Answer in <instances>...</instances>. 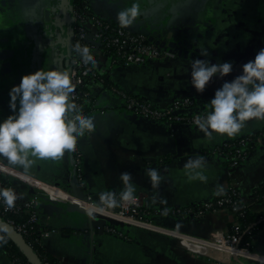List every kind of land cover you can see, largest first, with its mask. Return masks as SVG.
<instances>
[{
    "label": "crops",
    "instance_id": "0c3cea01",
    "mask_svg": "<svg viewBox=\"0 0 264 264\" xmlns=\"http://www.w3.org/2000/svg\"><path fill=\"white\" fill-rule=\"evenodd\" d=\"M92 2L98 12L115 19L121 8L136 2L140 10H147L145 20L157 24L169 39H195L203 34L199 45L208 49L207 57L201 52L186 58L178 52L164 51L162 57L150 63L118 65L109 72L118 87L141 94L158 107L190 97L194 104L178 109L181 114L210 111L208 101L215 89L240 74L242 65L264 48V0H91V6ZM68 9L69 0H0V51H6L0 58V119L12 111L9 89L20 82L23 74L38 68L63 73L66 65L62 38L68 31ZM195 58L212 63L231 61L233 69L224 77L214 76L203 92H197L190 77ZM7 61L10 64L3 67ZM94 92L98 106L90 116H94L97 127L77 138L83 160L82 184L76 178L72 153L64 154L57 162L30 157L34 163L26 170L1 157L73 195L71 185H78L85 197L91 195L98 204H103L99 200L102 191L115 192L120 198L123 185L119 177L128 172L135 195L146 194L144 205L150 221L198 238H209L219 228L228 232L237 221L236 214L227 208L195 212L205 201L218 196L217 185L225 190L235 183L242 191L243 202L256 212H264V198L256 203L253 197L254 190L264 182V119H250L232 137L214 132L208 138L198 125L146 119L128 110L123 99L110 89ZM248 135L256 142L246 158L231 168L225 143ZM197 154L206 157V181L189 179L183 168L187 158ZM151 167L163 176L158 188L152 187L145 172ZM13 185L17 201L39 196L42 242L60 264H262L249 258L236 259L199 242L184 243L165 231L90 216L82 208L19 180ZM190 208L194 211L163 212ZM108 226L116 231H109ZM250 242L242 246L264 255V223L256 227ZM0 264H13L1 247Z\"/></svg>",
    "mask_w": 264,
    "mask_h": 264
},
{
    "label": "clouds",
    "instance_id": "9594fccd",
    "mask_svg": "<svg viewBox=\"0 0 264 264\" xmlns=\"http://www.w3.org/2000/svg\"><path fill=\"white\" fill-rule=\"evenodd\" d=\"M139 5L133 2L130 7L121 8L116 19L120 26L133 24L139 14ZM83 65H95L87 48L77 45L74 49ZM201 55L208 56L207 48H200ZM233 69L231 61L212 63L208 59L195 58L191 61V84L197 92H203L214 76L224 77ZM68 78L59 70L38 68L23 74L18 84L9 89L10 114L0 119V156L12 164L28 169L37 158L45 162H57L64 154L75 151L77 138L86 132H92L97 125L94 116L70 101L73 96ZM211 110L206 115H198L195 123L208 138L213 133L237 135L252 118L264 119V48L253 59L242 65V71L231 80H224L215 89L208 101ZM206 157L200 154L190 156L183 164L189 179L206 181L204 169ZM145 172L153 188H158L163 176L155 168H146ZM123 188L119 197L130 201L135 197V184L131 174L123 172L119 177ZM224 192L217 185L216 195ZM117 193L102 191L99 200L107 206L117 203ZM0 199L11 208L18 199L13 188L0 187ZM164 202V201H162Z\"/></svg>",
    "mask_w": 264,
    "mask_h": 264
},
{
    "label": "built area",
    "instance_id": "2783aa9c",
    "mask_svg": "<svg viewBox=\"0 0 264 264\" xmlns=\"http://www.w3.org/2000/svg\"><path fill=\"white\" fill-rule=\"evenodd\" d=\"M82 1V6L79 5ZM70 0V19L72 31L71 54L69 61V85L74 90L73 96L70 97L72 103L82 108L83 103L90 109L88 115L98 106L96 93L93 90L95 84L102 85L104 81L103 75L110 72L112 67L118 65L130 66L147 64L160 58L164 54V49L160 48L155 43L151 42L147 35L136 32L130 26L122 27L118 23L105 20L96 15L90 6L91 0ZM79 45L82 48H87L89 55L96 61L95 65H83L80 58L74 52L75 47ZM111 91L119 95L128 110L146 119L166 120L169 123H183L189 125H197L195 118L198 115H206L207 112L181 114L178 109L181 107H190L194 101L190 97L175 99L166 107L155 106L150 99L135 92H126L120 87L111 86ZM104 112L103 109H100ZM256 142L253 136H245L238 141L226 142L225 150L233 149L232 156L229 158V165L231 168L238 166L243 161L248 153L250 145ZM226 151V152H227ZM73 155V166L76 171L78 181L82 184V155L76 145ZM228 157L230 155L227 152ZM231 173V172H230ZM19 180L33 186L46 193L52 194L55 197L70 202L79 208L85 210L90 216L98 215L104 216L108 219L122 222L124 224H134L143 226L145 228L161 230L170 233L180 238L184 243L191 241L199 242L208 247L219 249L229 253L231 257L249 258L264 264V255L253 252L240 244L241 240V226L235 222L232 231L226 232L219 228L213 232L209 238H198L192 235L184 234L175 230H166L163 227L155 225L149 220L145 210L146 194L140 192L135 195L134 199L130 201H123L116 197L117 203L112 206L96 203L91 195L84 198H79L72 193L46 183L37 179L33 175L22 171L0 156V187H10L14 189L13 181ZM231 191L227 196L220 198H213L205 201L195 212L200 214L209 210L220 208H227L228 210L236 211L238 209L239 201H243L242 191L238 185L234 183ZM15 190V189H14ZM39 196L33 195L30 199L24 201H15L14 206L9 208L0 199V212L3 214L18 213L21 210L27 215V219L14 225L13 219H6L19 233L22 235H29L36 233L40 229V208ZM194 209H172L163 210V212L178 214L183 211L192 212ZM109 231H116L115 228L108 226ZM42 233V232H41ZM47 235V231L43 232ZM42 241V234H41ZM13 264H19L17 259H12ZM56 264V263H46ZM60 264V263H58ZM245 264V263H242Z\"/></svg>",
    "mask_w": 264,
    "mask_h": 264
},
{
    "label": "trees",
    "instance_id": "16d2710c",
    "mask_svg": "<svg viewBox=\"0 0 264 264\" xmlns=\"http://www.w3.org/2000/svg\"><path fill=\"white\" fill-rule=\"evenodd\" d=\"M79 0H77L78 2ZM79 5L82 6V1L78 2ZM104 81L102 82V86L106 89H110L111 86H117L118 85L113 81L110 74L105 73L103 75ZM83 113L88 115L90 109L87 105L83 103L82 108ZM249 136V135H248ZM240 139V138H239ZM239 139L234 140L233 142L238 141ZM251 147V145H250ZM249 147V148H250ZM230 153L229 157L232 156L233 149L227 151ZM228 162H230V159H228ZM231 187V186H230ZM228 187L224 190L223 194L216 196V198L227 196L231 188ZM253 197L256 200V203L258 201H262L264 198V182L258 186L254 192ZM215 208H220L216 206ZM237 216V221L241 226V240L240 244L243 246L249 245L252 239L253 234L255 233L256 227L260 226L264 223V212H256L253 210L252 205H248L244 203L243 201H239L238 203V209L236 211H233ZM0 216H2L5 220L6 219H13L14 225L20 224L24 222L27 219V215L24 213V211H20L18 213H9V214H3L0 212ZM235 223L231 224V230L234 228ZM40 228V227H39ZM41 229H38L36 233H32L29 235H23L26 242L31 246L36 253V255L41 259V261L46 263H60V259L57 257H54L50 255L45 247L43 242L41 241ZM0 247L5 249L10 256L11 259H17V262L19 264H34L31 261H29L28 254L16 243V241L10 236V233L0 226Z\"/></svg>",
    "mask_w": 264,
    "mask_h": 264
},
{
    "label": "water",
    "instance_id": "95a60500",
    "mask_svg": "<svg viewBox=\"0 0 264 264\" xmlns=\"http://www.w3.org/2000/svg\"><path fill=\"white\" fill-rule=\"evenodd\" d=\"M70 2V0H69ZM70 4V3H69ZM69 23H68V40H67V50H68V56L65 60V65H69L71 54V43H72V31L71 27L69 26L71 24L70 19V12L71 7L69 5ZM147 10L141 9L138 14V16L135 18L133 24L129 25L131 29L133 28L136 32L143 33L147 35L148 39L158 45L160 48L164 49L165 51L172 52V53H179L180 55H183L184 57H195L196 54L200 53V48H202L200 44V39L203 38V34L199 33L195 39H192L191 36H185L184 38H180L178 40L176 39H169L167 35L163 34L161 31H159V26L154 23H148L145 19H147ZM195 49V51L192 52V49ZM1 52H3L2 55L6 54L5 50L0 51V58H3L1 56ZM5 56V55H4ZM10 62H4L2 63V66L9 65ZM72 191H74V195L79 198H84L83 192L80 190V187L78 185H71ZM0 226L6 229L10 236L16 241V243L28 254L29 261H31L34 264H44L41 259L36 255L31 246L26 242L23 235L19 233L10 223H8L2 216H0ZM103 229V228H102ZM100 230L101 232L103 230Z\"/></svg>",
    "mask_w": 264,
    "mask_h": 264
},
{
    "label": "rangeland",
    "instance_id": "374dc122",
    "mask_svg": "<svg viewBox=\"0 0 264 264\" xmlns=\"http://www.w3.org/2000/svg\"><path fill=\"white\" fill-rule=\"evenodd\" d=\"M90 6H91V3H90ZM92 6H93V8H92ZM92 6H91V8L90 9H92V11L96 14V15H98L99 17H101V18H103V19H105V20H108V21H111V22H117V20L115 19V18H111V17H108V15L107 16H105V15H103V14H101L100 12H98L97 11V9H96V7L93 5V2H92ZM94 9V10H93ZM67 22H68V20H67ZM133 29V28H132ZM67 31V30H66ZM67 33H68V31H67ZM67 33H65L66 34V36H65V34H64V36H63V38H62V41H63V44H62V54L64 55V59L68 56V50H67V37H68V34ZM63 74L64 75H66V77L68 78V81H69V69L67 68V67H64V70H63ZM100 89H103V90H107V89H105L104 87H102V85H100V84H95L94 86H93V90L94 91H98V90H100Z\"/></svg>",
    "mask_w": 264,
    "mask_h": 264
},
{
    "label": "flooded vegetation",
    "instance_id": "af4514ba",
    "mask_svg": "<svg viewBox=\"0 0 264 264\" xmlns=\"http://www.w3.org/2000/svg\"><path fill=\"white\" fill-rule=\"evenodd\" d=\"M64 60H66V58L64 59ZM64 63H65V61H64ZM67 68H69V65L68 66H66Z\"/></svg>",
    "mask_w": 264,
    "mask_h": 264
},
{
    "label": "bare ground",
    "instance_id": "6f19581e",
    "mask_svg": "<svg viewBox=\"0 0 264 264\" xmlns=\"http://www.w3.org/2000/svg\"><path fill=\"white\" fill-rule=\"evenodd\" d=\"M104 217V216H103Z\"/></svg>",
    "mask_w": 264,
    "mask_h": 264
}]
</instances>
